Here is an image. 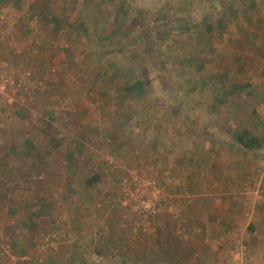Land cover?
<instances>
[{"label":"rangeland","instance_id":"374dc122","mask_svg":"<svg viewBox=\"0 0 264 264\" xmlns=\"http://www.w3.org/2000/svg\"><path fill=\"white\" fill-rule=\"evenodd\" d=\"M243 128L264 0H0V264H264Z\"/></svg>","mask_w":264,"mask_h":264},{"label":"crops","instance_id":"0c3cea01","mask_svg":"<svg viewBox=\"0 0 264 264\" xmlns=\"http://www.w3.org/2000/svg\"><path fill=\"white\" fill-rule=\"evenodd\" d=\"M15 110L16 111L21 110V108L19 106H17V108H15ZM18 123H19V121H18ZM196 241H198V240H196ZM200 243L202 244L201 241H200ZM169 244L172 245L170 248L167 249V247H164V249L167 250V252L169 253V254H167L169 257L164 256L165 257L164 259H169L170 262H173V261L177 262L180 259H188L190 254H198L199 258L197 259L198 260L197 263H199V262H202L207 257L206 255L209 253L208 252L209 245H207V244L204 245L203 250H201V248H198L196 250L195 243H193L192 250L188 246L180 247L178 244H175L174 242H170ZM201 244H196V245L200 246ZM161 253L162 252H160V254ZM146 259H148V258H146ZM157 262H160L159 259L157 260Z\"/></svg>","mask_w":264,"mask_h":264},{"label":"trees","instance_id":"16d2710c","mask_svg":"<svg viewBox=\"0 0 264 264\" xmlns=\"http://www.w3.org/2000/svg\"><path fill=\"white\" fill-rule=\"evenodd\" d=\"M263 137L254 134L248 128H243L242 131L237 135V142L243 149L253 150L262 146L264 142Z\"/></svg>","mask_w":264,"mask_h":264}]
</instances>
